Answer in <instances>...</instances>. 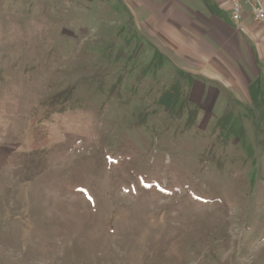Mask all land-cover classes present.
Returning <instances> with one entry per match:
<instances>
[{
    "label": "rangeland",
    "instance_id": "374dc122",
    "mask_svg": "<svg viewBox=\"0 0 264 264\" xmlns=\"http://www.w3.org/2000/svg\"><path fill=\"white\" fill-rule=\"evenodd\" d=\"M200 2L0 0V264H264V79L206 75Z\"/></svg>",
    "mask_w": 264,
    "mask_h": 264
},
{
    "label": "crops",
    "instance_id": "0c3cea01",
    "mask_svg": "<svg viewBox=\"0 0 264 264\" xmlns=\"http://www.w3.org/2000/svg\"><path fill=\"white\" fill-rule=\"evenodd\" d=\"M187 1L190 3V0ZM211 1L216 2V0ZM221 2L225 11L230 12V0H221ZM202 6L204 7L200 2L199 8L194 3L191 7H178L179 11H185L186 14L194 13L192 20L183 24L185 30L190 31L185 35L181 33L185 38L184 41H204L205 48L200 52L208 53L209 74L206 75L211 77L213 73L217 78H231L235 94L239 90L240 95H249V87L253 88L258 78L264 79L263 27L254 21L247 9L239 23H235L232 17L230 23L220 14L212 11L211 5H208L206 13ZM181 34L176 31L175 37L168 36L173 41H182L179 39Z\"/></svg>",
    "mask_w": 264,
    "mask_h": 264
},
{
    "label": "built area",
    "instance_id": "2783aa9c",
    "mask_svg": "<svg viewBox=\"0 0 264 264\" xmlns=\"http://www.w3.org/2000/svg\"><path fill=\"white\" fill-rule=\"evenodd\" d=\"M246 9L264 29V0H230L231 17L235 23L243 19Z\"/></svg>",
    "mask_w": 264,
    "mask_h": 264
}]
</instances>
